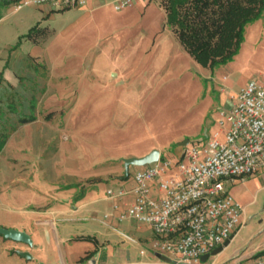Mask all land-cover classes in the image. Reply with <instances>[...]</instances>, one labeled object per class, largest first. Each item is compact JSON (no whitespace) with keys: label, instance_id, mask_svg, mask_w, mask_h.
<instances>
[{"label":"rangeland","instance_id":"obj_1","mask_svg":"<svg viewBox=\"0 0 264 264\" xmlns=\"http://www.w3.org/2000/svg\"><path fill=\"white\" fill-rule=\"evenodd\" d=\"M113 1L18 10L15 0H0V228H42L39 212L75 190L80 197L88 189L80 200L97 198L123 158L158 150L174 168L187 144L206 141L225 100L233 103L262 69L243 51L202 66L170 33L168 0L119 11ZM80 225L68 234L74 244L84 242ZM263 240L264 232L252 243ZM32 246L0 235V264L53 259L47 247L43 255ZM26 248L30 259L17 254Z\"/></svg>","mask_w":264,"mask_h":264},{"label":"built area","instance_id":"obj_2","mask_svg":"<svg viewBox=\"0 0 264 264\" xmlns=\"http://www.w3.org/2000/svg\"><path fill=\"white\" fill-rule=\"evenodd\" d=\"M14 8L47 5L83 8L87 0H15ZM104 1V0H97ZM149 0H114L115 10ZM218 129L202 145H186L173 168L159 160L133 173L134 185L109 187V199L133 195L117 219L148 225L154 248L177 264H196L230 239L239 226L241 205L225 190L227 182L251 176L264 167V71L240 89ZM156 191V195H153ZM116 207V206H115ZM254 264H264V252Z\"/></svg>","mask_w":264,"mask_h":264},{"label":"crops","instance_id":"obj_3","mask_svg":"<svg viewBox=\"0 0 264 264\" xmlns=\"http://www.w3.org/2000/svg\"><path fill=\"white\" fill-rule=\"evenodd\" d=\"M169 29L172 36L180 43L170 26ZM241 51L249 56L251 62L257 61L261 64L262 69L248 81L256 79L264 71V11L260 18L245 26L239 54ZM231 105L230 100H225V108L222 112H228ZM217 129L216 124L209 134ZM147 153L148 151L140 157ZM119 172L123 174L119 175ZM129 172L131 170L128 169V173L125 174L122 166L111 172L114 173L115 178L113 179H107V174H105L104 178L109 183L105 191L109 187H124L130 190L134 182L133 174L131 176ZM225 190L242 207L239 226L222 251L204 264H248L246 259H255L264 252V240L262 243H252L258 235L264 232V167L251 176L227 182ZM87 191L88 189H85L83 193L81 192L80 197L78 196L80 195L79 190L63 195L55 200L54 208L40 211L41 216H46L37 221L43 229H36L34 225L22 229L30 235L34 243L32 247L43 255L46 247L54 252L55 260L53 255V259L42 260V264H165L156 257L157 254L166 256L177 264L174 257L154 248L156 236L148 225L137 223L133 219L118 221V215L133 201L132 194H127L117 200L107 198L104 191V194L98 195L97 198L80 200L81 197L87 196ZM154 194L156 195V191H153ZM255 207L256 210H251ZM256 219L260 221L254 222V226L251 227L250 225ZM78 224H82L79 229L86 235L80 238L84 241L83 244H74L72 237L70 239L68 235L70 232L72 236L73 231L78 230L76 228ZM248 227L250 230L245 235L244 231ZM33 237L36 239L34 240ZM66 241H70V244H66ZM241 244H247L246 249H249L245 256H242L239 251ZM24 250L29 251L27 248ZM254 262L255 260L252 264Z\"/></svg>","mask_w":264,"mask_h":264},{"label":"trees","instance_id":"obj_4","mask_svg":"<svg viewBox=\"0 0 264 264\" xmlns=\"http://www.w3.org/2000/svg\"><path fill=\"white\" fill-rule=\"evenodd\" d=\"M167 24L202 66L215 68L233 59L247 24L261 17L264 0H168ZM34 120L22 119L19 124ZM4 140L0 141V150Z\"/></svg>","mask_w":264,"mask_h":264},{"label":"water","instance_id":"obj_5","mask_svg":"<svg viewBox=\"0 0 264 264\" xmlns=\"http://www.w3.org/2000/svg\"><path fill=\"white\" fill-rule=\"evenodd\" d=\"M159 158H160V152L158 150H152L149 153H147L146 155H144L142 157H138V158H123L122 162H123L124 172H125V174H127L130 166L143 167V166L157 162L159 160ZM0 235L3 236L5 239L11 240L14 242L24 243V244H27L29 246H32V244H33L30 235H28L24 231L0 228ZM229 240L224 242V244L222 246H219L218 248L213 250L211 253L203 255L200 258V262L202 264H204L211 257L216 256L218 253H220L222 251L223 247L229 243ZM17 254H19L21 257H24L27 259L31 258L30 254L27 251L26 252H17ZM156 257L159 260H162L165 264H175V263H173V261L170 258L163 256L161 254H157Z\"/></svg>","mask_w":264,"mask_h":264}]
</instances>
